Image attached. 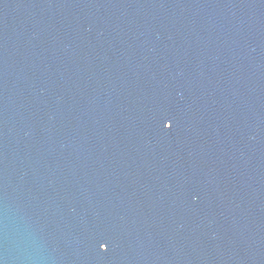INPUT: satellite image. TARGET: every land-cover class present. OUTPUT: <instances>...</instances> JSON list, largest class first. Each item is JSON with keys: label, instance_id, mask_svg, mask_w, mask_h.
<instances>
[{"label": "water", "instance_id": "obj_1", "mask_svg": "<svg viewBox=\"0 0 264 264\" xmlns=\"http://www.w3.org/2000/svg\"><path fill=\"white\" fill-rule=\"evenodd\" d=\"M0 264H264V0H0Z\"/></svg>", "mask_w": 264, "mask_h": 264}, {"label": "snow or ice", "instance_id": "obj_2", "mask_svg": "<svg viewBox=\"0 0 264 264\" xmlns=\"http://www.w3.org/2000/svg\"><path fill=\"white\" fill-rule=\"evenodd\" d=\"M171 123H165L164 124V127L166 128V129H170L171 128ZM100 250L102 251V252H106L107 251V245L105 244V243H101L100 244Z\"/></svg>", "mask_w": 264, "mask_h": 264}]
</instances>
